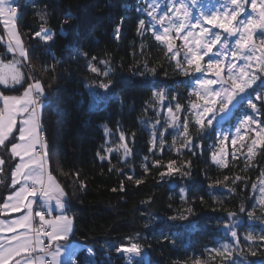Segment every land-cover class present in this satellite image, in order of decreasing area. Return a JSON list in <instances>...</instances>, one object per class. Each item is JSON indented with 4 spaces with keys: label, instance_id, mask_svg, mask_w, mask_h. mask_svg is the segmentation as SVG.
<instances>
[{
    "label": "trees",
    "instance_id": "16d2710c",
    "mask_svg": "<svg viewBox=\"0 0 264 264\" xmlns=\"http://www.w3.org/2000/svg\"><path fill=\"white\" fill-rule=\"evenodd\" d=\"M19 3L22 5V15L16 24L29 59L35 66L33 70L25 64L22 70L28 74L29 83L32 79L45 82L41 127L48 142L52 175L69 191L71 205L68 215L76 218L72 241L95 249L96 258L102 264H127L126 258L117 254L113 246L127 243L124 238L135 237L137 233L142 244L150 245L144 257L149 264H194L196 260H200L201 264H223L222 258L212 249H218L223 244H235L222 225L227 219L226 213L236 211L240 247L244 249L249 262L261 264L264 261V248L259 243L253 244L245 239L248 233L256 236L264 234V211L259 205L257 191L254 193L251 188L253 183L258 184L260 179H264L261 175L264 172V152L251 161L245 159L247 145L254 133L246 142L235 146L238 159L232 158L234 149L229 147L227 168L217 167L211 161V152L217 148L210 146L219 145L217 133L198 135L191 124L190 132L196 142L203 146V150L197 151L195 156L186 150L178 156L174 150H170L169 146L176 135L171 128L164 135L163 152L149 151V125L159 119V135L160 126L165 125L169 101L176 97L187 111L189 101L196 98L189 95L190 77L175 70L174 62L168 58L171 54H166V48L155 41L150 32L143 36L137 34L138 20L148 22L146 14L138 11L146 7L145 0H19ZM42 11L48 13V22L43 26L56 33L50 51L33 38V34L41 27L36 13ZM69 15L74 20L64 24L65 17ZM118 24H121L119 40L114 38ZM0 37V56L5 62L12 61L13 56L7 52L6 33L1 32ZM141 45L144 46L143 54ZM79 52L88 53V57L79 55ZM93 56L97 57L96 66L102 70L104 66L99 61L110 60L113 69L111 79L115 81V88L107 93L97 89L99 95L95 101L86 84L103 77L95 76L87 67ZM145 61L149 69H156L155 74L145 69ZM53 64L54 71L43 70ZM259 85L260 81L254 86L257 91L260 90ZM26 87L27 83L13 88L0 86V92L6 96H21ZM154 89L166 90L164 110L160 111L157 102L156 107H149L145 112V107L152 103ZM235 114L223 130L235 128L244 114L251 115L252 112L245 105L236 109ZM178 115L182 121L184 115ZM259 119L264 123V114ZM105 125L112 130L108 137L111 141L109 145L105 144ZM118 131H124L126 136L135 133L134 142L129 141L131 155L123 160L121 153L114 152L111 163L99 160L97 151H101L102 146L118 143ZM179 146L178 138L176 147ZM145 157H148L149 162L148 173L142 167L146 163ZM5 158L1 176L4 183H0V205L13 191L10 173L18 163L17 160H8L7 156ZM188 159L193 162L192 177L188 180L175 177L161 180L158 173L164 169L153 167L150 163L160 160L166 164L169 160H176L179 164ZM110 168L113 171H109ZM116 169H121L123 174ZM73 172L80 173V179L87 185L86 189L81 190L77 186L78 181L71 175ZM237 175L243 180L232 183ZM127 176L133 179L128 180ZM225 176L229 177L228 181H224ZM136 179H141L143 183L137 186ZM217 180L228 184V188L223 185L208 187ZM121 182L124 191H120ZM113 188L117 190L113 192ZM181 188L187 193V203L181 200ZM230 188L236 191L231 192ZM200 197L204 198L203 203ZM193 198L195 203H191ZM149 200V203H143ZM241 204L245 207V213H239ZM188 207L194 211V215L189 217L195 225L193 229L179 228L177 225L181 222L163 219ZM247 212H254V216L259 219H248ZM16 215L4 216L0 209V217ZM149 215L161 219L150 220ZM165 236L169 240H176V244L173 246L164 239ZM249 248L257 250L255 257L248 254ZM80 259L83 264V254ZM237 264H240L239 260Z\"/></svg>",
    "mask_w": 264,
    "mask_h": 264
},
{
    "label": "snow or ice",
    "instance_id": "6c2138e0",
    "mask_svg": "<svg viewBox=\"0 0 264 264\" xmlns=\"http://www.w3.org/2000/svg\"><path fill=\"white\" fill-rule=\"evenodd\" d=\"M145 2L147 6L138 11L144 12L150 20L147 23L144 19L138 20L137 34L143 36L146 32H150L154 40L166 48V54H171L168 58L174 62L175 70L190 77L189 95L196 98L189 101L187 111L176 97L169 101L165 125L160 126L159 135H157V126L160 125V120L157 119L149 125L151 130L149 151L163 152L164 135L171 128L176 135L173 136L170 150H174L178 156L185 150L195 156L197 151L203 150V146L196 142V138L190 132L191 124L198 135L217 133L216 139L221 147L218 151L211 152V161L217 167L227 168V154L222 146L229 139V131L223 130L224 125L236 115L233 109L237 108V105L241 108L246 105L252 114H244L243 118L238 120L239 126L235 127V135L231 140L234 149L232 158H239L235 155V146L238 141H243L247 134L242 135L241 129L254 133L251 143L247 145L245 159L251 161L264 152V123L259 119L264 114V0H207L205 3H201V0H170L162 13L159 11L160 5L156 0L151 2L145 0ZM21 15L22 5L19 0H0V18L4 20L9 36L7 52L13 56V60L9 62H5L4 58L0 57V86L13 88L15 85L22 86L27 83L21 96H6L0 92V102L3 105L0 107V176L4 173L5 156L8 160L18 159V163L10 173L13 191L0 205V209L4 212L26 210V214L18 219L0 220V233H12L10 236L0 235V241H3L0 242V264H82L81 254L84 255L83 264H102L96 258L95 249L72 241L76 218L67 214L71 205L69 191H66L65 187L52 175L49 166L48 142L41 127L45 82L32 79L29 83L28 74L22 70L25 64L33 70L35 66L29 59L28 50L16 24ZM36 15L41 22V27L33 34V38L50 51L51 42L54 41L56 33L43 26L48 22L47 11L37 12ZM72 20L74 17L69 15L65 17L63 23L69 24ZM120 30L121 24H118L114 31V38L117 40L120 39ZM177 40L181 41L180 45L176 44ZM140 51L143 54V45ZM78 54L88 57L86 52ZM53 59H55L54 56ZM96 61L97 57L93 56L87 64L91 73L97 77H103L86 84L93 101L99 95L97 89L107 93L115 88V81L111 79L113 69L110 60L99 61L104 66L103 70L96 66ZM144 66L152 74L156 73L155 68H148L147 61ZM43 70L54 71L55 65H49ZM139 74L144 75V73ZM257 81H260L259 91L253 87ZM166 99V90L154 89L152 103L147 105L144 111L147 112L149 107H156L157 102L160 105V111H163ZM173 101H175L174 107ZM178 113L184 115L182 121ZM20 116L24 118L19 121L20 126L17 127ZM189 117L192 119L189 120ZM104 132L105 144L109 145L111 141L108 137L112 134V130L105 125ZM117 134L118 143L114 146H102L103 155L101 151H97L99 160H107L111 163L114 152L121 153L123 160H127L131 155L129 141L134 142L135 133L126 136L124 131H118ZM178 138L180 146L176 147ZM144 160L146 163L142 167L145 173H148V157ZM150 163L153 167L164 169L158 173L161 180L165 177H175L179 180H188L192 177L193 162L190 159L182 160L179 164L176 160H169L166 164L161 163L160 160L150 161ZM250 166L252 165H246V167ZM109 171H113V168ZM116 171L123 174L121 169ZM71 175L78 181L77 186L81 190L86 189L87 185L80 179L79 172H73ZM261 175L264 176V172ZM126 179L132 180L133 177L127 176ZM228 180L229 177L225 176L224 181ZM242 180L243 178L237 175L232 179V183ZM0 183L4 181L0 179ZM141 183H143L141 179L135 180L137 186ZM17 185L19 188L15 187ZM220 185L228 188V184L219 180L208 187L216 188ZM251 188L255 193L257 184L253 183ZM116 190L112 189L113 192ZM120 191H124L123 182L120 184ZM180 191L181 200L187 203L185 189L181 188ZM229 191L235 192L236 189L230 188ZM258 191L259 205L264 211V179H260ZM199 199L203 203L204 198ZM149 202L150 200L143 201V203ZM37 203L43 211H34L33 205ZM191 203H195V198ZM54 208L60 210V215L46 218V213L50 215ZM239 213H245L243 204L239 207ZM246 214L248 219H259L254 216V212ZM193 215V208L188 207L163 219L181 222L177 225L179 228L193 229L195 225L189 219ZM226 217L222 227L235 240V244H223L218 249H212V252L222 258L223 264H237L238 260L240 264H255L254 261L249 262L246 259L245 251L240 247L236 231L239 223L238 213L228 211ZM37 218L38 226H34ZM149 219L161 218L149 215ZM18 229L24 231L18 232ZM124 239L127 243L113 246L115 252L125 257L127 264H149L144 259V255L146 248L150 245L140 242L139 233L135 237L127 236ZM164 239L169 240L167 236ZM245 239L253 244L259 243L261 248H264V234L256 236L248 233ZM169 243L174 246L176 240H169ZM248 254L255 257L257 250L249 248ZM194 264H201V261L196 260ZM261 264H264V261H261Z\"/></svg>",
    "mask_w": 264,
    "mask_h": 264
},
{
    "label": "crops",
    "instance_id": "0c3cea01",
    "mask_svg": "<svg viewBox=\"0 0 264 264\" xmlns=\"http://www.w3.org/2000/svg\"><path fill=\"white\" fill-rule=\"evenodd\" d=\"M2 19V18H1ZM2 21H3V23H4V20L2 19ZM4 25H5V23H4ZM6 27V26H5ZM18 27V26H17ZM6 40H5V42L7 43V46H8V43H9V36H8V29L6 28ZM20 33V32H19ZM1 57V56H0ZM3 105H2V102H0V107H2ZM43 110V109H42ZM42 110H41V118H42ZM24 117L23 116H20V117H18V123H17V127H19L20 126V124H19V121L21 120V119H23ZM17 135H18V133H17ZM17 161H18V159H17ZM0 179H1V176H0ZM17 188H19V185H17L16 186ZM54 203V202H53ZM33 209H34V211H37V210H39V211H43V208L40 206V204L39 203H37V204H34L33 205ZM2 214L4 215V216H7V215H11V214H18V215H16V216H14V217H0V220H5V221H11V220H15V219H18L19 217H21L22 215H25L26 214V210H21V211H19V212H12V211H8V212H4L3 210H2ZM68 214V213H67ZM57 215H60V210L59 209H55L54 208V210L51 212V214L49 215L48 214V216H46V218H54L55 216H57ZM34 226H38V218L36 219V221H34ZM20 231H24L23 229H18V232H20ZM0 235H4V236H10V235H12V233H7V232H5V233H0ZM0 242H3V241H0ZM73 243H75V242H73Z\"/></svg>",
    "mask_w": 264,
    "mask_h": 264
},
{
    "label": "rangeland",
    "instance_id": "374dc122",
    "mask_svg": "<svg viewBox=\"0 0 264 264\" xmlns=\"http://www.w3.org/2000/svg\"><path fill=\"white\" fill-rule=\"evenodd\" d=\"M148 2H151V0H148ZM156 2L160 5V9H159V11L162 13L164 10H166V6H168L169 5V3H170V0H156ZM205 2H207V0H201V3H205ZM146 6H147V4H146ZM150 20V18L148 17V21ZM157 27H159V26H157ZM19 29V28H18ZM20 32V31H19ZM176 44L177 45H180L181 44V41L180 40H177L176 41ZM181 51H183V49H181ZM206 60H207V58H205ZM197 75H199V74H197ZM258 82V81H257ZM255 86V85H254ZM253 86V87H254ZM250 91V90H249ZM165 106V105H164ZM240 106L239 105H237V108H234L233 109V112L235 113V110L236 109H238ZM167 108V107H166ZM165 114L167 115V112H165ZM237 126H239L238 125V123H237V125L235 126V127H237ZM227 131H229V139H228V141H226L225 142V144L222 146V147H224L225 148V151H226V158H227V156H228V149H229V147L230 146H232V144H231V140H232V138H233V136L235 135V128H228L227 129ZM245 133H247L246 135H245V139L243 140V141H238V143H244V142H246L247 141V139H248V137H250L251 136V134H252V132H248L246 129H241V134L242 135H244ZM253 137H254V135H253ZM253 137H251V139L253 138ZM250 143H251V140H250ZM249 143V144H250ZM248 144V145H249ZM219 147H221V146H219L218 145V147H217V149H216V151H218V149H219ZM258 189H259V183L257 184V195H258V197L260 196V194H259V191H258ZM144 257H146V254L144 255Z\"/></svg>",
    "mask_w": 264,
    "mask_h": 264
},
{
    "label": "built area",
    "instance_id": "2783aa9c",
    "mask_svg": "<svg viewBox=\"0 0 264 264\" xmlns=\"http://www.w3.org/2000/svg\"><path fill=\"white\" fill-rule=\"evenodd\" d=\"M1 32H6V27L2 21V19L0 18V33ZM46 216H48V214L46 213Z\"/></svg>",
    "mask_w": 264,
    "mask_h": 264
}]
</instances>
